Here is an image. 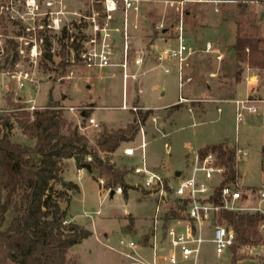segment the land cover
<instances>
[{
	"label": "rangeland",
	"instance_id": "rangeland-1",
	"mask_svg": "<svg viewBox=\"0 0 264 264\" xmlns=\"http://www.w3.org/2000/svg\"><path fill=\"white\" fill-rule=\"evenodd\" d=\"M97 2L101 4V0ZM238 3L244 4L238 5ZM93 4V0H0L1 111L10 112L11 102L27 106L29 103L26 100L34 99L35 105L40 108H44L49 102H54L69 120L85 127L80 112L88 110L99 126L79 129V132L88 137L91 145L95 142V134L103 126L124 128L128 123H132L135 131L132 135L128 134L127 141L122 142L113 153H100L103 158H109L116 166L125 169L127 172L124 180L131 184L140 181L132 170L130 172V168L141 162V151L137 150V156L132 160L123 155L122 148L128 144L136 146L142 132L146 141L147 163L157 168L163 175L171 177L172 183H176L177 179L169 174H174V169L187 171V161L189 162L192 154L200 146L221 142L225 140L224 136L229 138L228 144H232L235 136L233 102L220 100L215 103L221 107L219 112L213 102L203 99L247 97L254 99L258 107L264 106L260 101L264 100V5L261 0L188 2V7L183 8V24L187 19L190 34L188 43L196 50L189 59L188 69L194 73L193 68L196 66V73L203 71L205 74L209 71H217L214 77L208 76L212 87L207 88V80L200 76L197 83L192 81L187 84L190 91L186 90V86L184 91L180 92L177 74L172 70L164 72L161 67L149 64L148 58L144 56L143 62L148 65L144 68L145 74L141 82L130 84L127 88V98H123L122 93L121 67H104L97 72H88L81 68L77 59L75 60L73 50H69L68 46L60 49L61 43L66 42V39L63 40L61 37L63 28H66L68 34L82 45L94 34L93 22L89 17L93 11L99 12L96 22L104 23L101 18V8L97 9ZM150 9L147 7L145 11L150 12ZM155 9L151 20L156 24L161 15L160 20L164 17V25L169 27L170 34L174 32V25L179 22V14L175 9L171 8L168 10L170 12L163 7H155ZM187 9H190L188 18L185 14ZM87 16L89 19L86 18ZM109 24L116 25L112 22ZM152 28L151 33L148 31V38L160 34L159 28L155 29L156 26ZM238 32L252 34L261 40V51L254 53L251 64H238L236 59L231 57L232 55L226 54L218 64L215 59L201 52L200 47H203L206 41L217 39L225 42L221 49L229 51L226 43L233 41L234 34ZM110 35L116 51L114 59H117L121 56L122 50L121 32L111 30ZM43 37L51 39L52 61L43 56ZM130 40H132L131 36ZM10 41L17 44L18 54L14 56L12 48L10 50L12 53L7 56L5 53L1 55ZM134 43L130 44V57L135 55V50L142 53L140 51L142 47L133 46ZM32 44L36 46V52L33 51ZM62 52L66 53L68 58L65 64L59 63L63 56ZM173 63V61H165L164 65L172 67ZM19 71H28L33 79L32 82H25L20 89L17 88L15 80V75ZM179 95L186 100L171 106L178 100ZM122 102L127 106H138L141 111L146 110L145 106L157 108L149 109V113L143 119L140 117L133 119L131 107L120 108ZM69 106H74L75 109L72 111L68 109ZM260 109L262 113L259 117L264 118V108ZM239 131L242 141L243 137L247 136L248 143L243 145L248 153L243 161L238 184L243 188L246 186L252 194L249 200L241 204L254 206L258 203V199L253 194L260 182L259 147L264 140V126L260 123L251 124L245 119L240 123ZM10 137L21 144L30 146L34 144V140L23 134L15 122ZM65 160L63 178L65 176L66 179L78 181L82 194L72 193L74 196L69 202L60 198L59 204L66 208L71 201L67 216L74 215L78 223H82L92 231L91 235L68 249V258L74 259L78 264H135L132 263L131 258L120 252V250L130 252L131 248L120 245L118 241L121 237L136 240L145 232L150 225L154 198L139 185L127 190V198H124L122 193L103 198L93 176L87 171L76 174V167L69 165ZM54 188L61 190L62 186L57 182ZM260 204L264 206V201ZM84 212L89 213V217H86ZM259 230L264 235V227H260ZM238 251L243 257L237 260L236 264H264V243L244 246ZM134 252L144 257L147 256L148 249L140 252L138 248H134ZM231 261L230 251L217 254L210 241L202 244L199 264H231Z\"/></svg>",
	"mask_w": 264,
	"mask_h": 264
},
{
	"label": "trees",
	"instance_id": "trees-1",
	"mask_svg": "<svg viewBox=\"0 0 264 264\" xmlns=\"http://www.w3.org/2000/svg\"><path fill=\"white\" fill-rule=\"evenodd\" d=\"M93 3V7L101 8L97 0ZM61 37L66 42L61 43L60 49L68 46L77 59L82 45L68 34L66 28L62 29ZM260 42L252 34L238 32L233 44L237 63L251 64L254 53L261 51ZM42 44L44 58L52 61L51 39L43 37ZM16 47L17 44L10 41L1 55L5 53L7 56L13 48L16 56ZM62 54L59 63L65 64L68 58L66 53ZM10 104V112L0 110V264H78L68 258L67 251L91 232L75 222L62 223L67 212L61 208L59 199L68 202L72 193L79 192L76 183L63 181V161L74 158L77 168L90 173L96 169L105 187L121 186L126 198L129 184L125 182L124 175L127 171L100 153L114 152L129 139L128 134H134V125L128 123L124 128L103 126L91 145L88 137L79 132L77 124L64 115L58 104L49 102L44 108L31 111L25 109L24 104ZM147 114L148 111L134 110L133 119H143ZM88 116L90 114L85 110L84 117ZM14 122L23 134L34 140L32 146L11 139ZM209 150L216 153L218 163L225 167L220 185L237 183L240 172L234 164V147L227 141H221L206 144L198 152L204 154ZM57 182L61 184V190L54 188ZM220 221L230 225L235 232L229 248L231 264H236L243 257L238 251L241 247L264 243V235L259 230L264 213L223 210ZM147 238L145 234L141 242L147 243Z\"/></svg>",
	"mask_w": 264,
	"mask_h": 264
},
{
	"label": "built area",
	"instance_id": "built-area-1",
	"mask_svg": "<svg viewBox=\"0 0 264 264\" xmlns=\"http://www.w3.org/2000/svg\"><path fill=\"white\" fill-rule=\"evenodd\" d=\"M140 2L141 0H101V18L104 23L99 24L96 22L99 16L98 11H93L92 15L89 16L93 22L94 34L83 42L79 51L77 60L81 67L87 70H96L103 67L119 66L121 67L124 85H126L128 79L143 74L142 70L133 72L130 70L131 62L139 67L143 64L144 59V55L140 52H136L133 57H130L129 28L132 23L129 13H138ZM168 3L175 5L179 14V22L176 25V45L158 48L155 59L157 63L166 59L176 61L181 86L184 81L190 80V76L185 75L183 69L193 50L186 45L183 35V2L169 1ZM118 12L122 17L121 27L111 28L109 23L115 20ZM111 30L121 32L122 50L118 61L114 59L116 51L114 44L110 41ZM31 47L36 52V46L32 44ZM15 80L18 89L22 88L25 82L33 81L28 71H19L15 75ZM182 100L185 101L186 99ZM260 101L264 103V100ZM29 102V105L24 106L25 109L31 111L39 108L35 105L34 100H29ZM254 102V99L247 97L233 100L236 128L243 121L244 111L252 114L262 113V110ZM121 108H126L125 104H122ZM68 109L73 111L75 107L69 106ZM83 118L86 126L83 127L80 123H77L78 129L98 128L99 124L93 116H81V119ZM235 142L234 159L235 165L239 166L240 160L247 155V151L239 146L237 136ZM145 147L146 142L141 139L136 146L128 144L122 149L123 155L129 157L135 156L137 150L141 151V162L131 170L133 174L140 178L137 184L145 189L155 201L154 214L151 220V233L147 244L150 257L145 259L128 253L127 256L133 260L132 263L199 264L201 246L204 242L210 241L213 244L214 252L217 254L225 252L233 244L234 229L220 221L223 210L264 213V206L260 204L261 201H264V143H262L261 150L260 182L253 194L258 199V203L254 206L241 204L249 196L244 195L238 183L220 185L225 174V167L218 163L217 155L214 152L194 154L187 171H180L177 176H174L177 179L176 183H172L171 179L166 178L162 172L147 165ZM82 170L83 168H77L78 174ZM97 180L100 185L99 191L103 196H108L111 190H114V193L122 192L121 186L105 187L102 178ZM73 222V217L65 218L62 221L63 224ZM260 226H264V221L260 223ZM118 242L120 245L128 246L131 249L136 245L133 240L125 238H120Z\"/></svg>",
	"mask_w": 264,
	"mask_h": 264
},
{
	"label": "crops",
	"instance_id": "crops-1",
	"mask_svg": "<svg viewBox=\"0 0 264 264\" xmlns=\"http://www.w3.org/2000/svg\"><path fill=\"white\" fill-rule=\"evenodd\" d=\"M163 2H161V0H141V2H140V10H139V12L138 13H135V12H130L129 14H130V21H131V25H130V28H129V35L131 36V39L132 40H130V44L133 42H135L134 43V45L133 46H138V47H142V48H140L141 50V52H142V54L145 56V58H148V62H149V64H154V66H157L158 68H162L163 69V71L164 72H170L171 70L172 71H174V73L175 74H177V80H178V89H179V91L180 92H183L184 91V89L186 88V86H187V84L188 83H190V82H192V81H194V83H197V81L200 79V76H203L204 77V79L205 80H207V84H206V87L208 88L209 86L210 87H212V85L210 84V80L211 79H209L208 78V76L209 77H214L215 75H216V73H217V71H209L208 72V74H205L203 71H200V73L198 72V73H196V66H195V68H193L194 69V73H192V72H190V70L188 69L189 68V59H190V57H192V55H194L195 53H196V50L193 48L194 46L193 45H191L190 43H188V41H189V38H190V34H189V27H188V23L186 22V20L187 19H185V24H183V29H184V26H185V29L183 30V35H184V39H185V43H186V45L188 46V47H190L192 50H193V52H192V54L188 57V60H187V64L184 66V74L185 75H188V76H190V80H187V81H184V83L180 86V84H179V78H178V72H177V63H176V61L175 60H172V59H166V60H164V61H162V62H160V63H157V60L155 59V53H156V51L158 50V48H161V47H163V46H175L176 45V40H175V36H176V34H177V29H176V25H174V32H172L171 34H170V32H169V27L168 26H165L164 25V17L160 20V17H161V15H160V17H158V22L155 24L154 22H153V20H151V17H153L154 15V12L156 11V9H155V7L157 8V7H163V9H167V11L168 10H170L171 8H174L175 9V11L178 13V11L176 10V8H175V5H170L168 2L169 1H174V2H176V1H182L183 2V8L186 6V7H188L187 6V4H188V2H190V1H192V0H162ZM168 1V2H167ZM262 3V2H261ZM241 4H244V3H238V5H241ZM169 5V6H168ZM262 5H264V3H262ZM147 7H150L151 9H150V12H147V11H145L146 9H147ZM165 7V8H164ZM170 7V8H169ZM253 11V10H252ZM168 12H170V11H168ZM185 14H186V18H188V16H189V14H190V9H187V11L185 12ZM122 17H121V14L118 12L117 14H116V16H115V20L112 22L116 27L118 26V27H120V25H121V21H122V19H121ZM117 20V21H116ZM160 20V21H159ZM153 23H154V25H153ZM187 23V24H186ZM112 24V25H113ZM136 25L135 27L133 26V25ZM115 26H111V28L112 27H115ZM155 26L157 27V28H155ZM152 27H154L155 29H158L159 28V30H160V34L159 35H157V36H153V37H150V38H148V34H149V32L148 31H150V33H151V31H152ZM115 31V30H114ZM119 32V31H118ZM236 34L237 33H235L234 34V39H233V41H231L230 43H226L227 45H228V50L229 51H224V50H222L221 48H222V46L224 45V43L225 42H222V41H220L219 39H217V40H214V41H206L205 43H204V46L203 47H200V45H198L200 48H201V52L203 53V54H205V55H207V56H210L212 59H215V61L219 64L221 61H222V59L224 58V55L226 54V55H229V56H231V57H234L235 58V51H234V49H233V44H234V42H235V38H236ZM148 35V36H147ZM147 38V39H146ZM111 41V40H110ZM112 43H113V41H111ZM136 42H137V44H136ZM261 43V42H260ZM114 44V43H113ZM132 45V44H131ZM140 45V46H139ZM115 47V46H114ZM143 48L145 49V50H143ZM224 48V47H223ZM81 49V48H80ZM259 49L261 50V48H260V46H259ZM135 52H138V50H135ZM260 52V51H259ZM149 55L151 56V57H149ZM115 57V56H114ZM75 58V57H74ZM75 60H76V58H75ZM116 61H118V60H120V57L119 58H117V59H115ZM165 61H168V62H170V61H173L174 63H173V66L171 67H167L166 65H164L165 64ZM131 62V61H130ZM146 66H148L145 62H143V64L141 65V66H139V67H137V66H135L132 62L130 63V70L133 72V71H139V70H142L143 71V74H145V70H144V68L146 67ZM109 67H112V66H109ZM81 68H83V67H81ZM104 68V67H103ZM84 70H86V71H88V72H97V71H99L100 69H96V70H87V69H85V68H83ZM102 69V68H101ZM167 69V70H166ZM191 70H192V68H191ZM143 74H140L138 77H136V78H130V79H128L127 81H126V85H124V83H123V79H122V93H123V98L125 97V98H127V88H129V86H130V84L131 85H133V83H135V82H141V80H142V78H143ZM206 77V78H205ZM191 86V85H190ZM187 91H190V89L188 90V86H187V89H186ZM237 98H241V97H237ZM237 98H214V97H211V98H208V99H203V101H208V102H213L214 103V105H215V108L217 109V111H221V107L220 106H218V105H216L215 103H217L218 101H220V100H226V101H228V102H233V100L234 99H237ZM182 99H186L185 97H183V96H180L179 95V98H178V100L175 102L176 104L177 103H179V102H181V101H184V100H182ZM31 100H34V99H30V101ZM29 104H30V102H29V100H26ZM127 103V102H126ZM175 103L173 104V105H175ZM122 104H125V103H123L122 102ZM122 104H121V106H122ZM234 104V103H233ZM262 104H264V103H262ZM173 105H171V106H173ZM26 106V105H25ZM37 106V105H36ZM121 106H120V108H121ZM125 106H126V108H121V109H127V108H129V107H131V109H132V112L134 111V110H140V109H138L137 107L138 106H132V105H130V106H127V104H125ZM39 108H40V106H38ZM132 107H135L134 109L132 108ZM144 107V106H143ZM234 107V110H233V112H234V122H235V106H233ZM259 107H260V105H259ZM151 108H157V107H151V106H145L144 107V109H146V110H143V111H148V113H149V109H151ZM260 108H264V106H262V107H260ZM38 109V108H37ZM80 114H81V116H84L85 115V112L84 111H81L80 112ZM91 116H92V114H90ZM260 115L259 114H252V113H250V112H248V111H244V118H243V121L245 120V119H247L251 124H256V123H260L262 126H264V118H261V117H259ZM94 117V116H93ZM95 118V117H94ZM84 121H85V119H84ZM242 121V122H243ZM240 125V124H239ZM237 130H238V133H237ZM239 126L236 128V124H235V136H234V139L232 140V144H230V145H232L233 147H234V152H235V148H236V142H235V139H236V136H237V138H238V144H239V146H241V147H243L244 148V143H248V139L246 138L247 136L245 135L243 138H244V140L242 141L241 140V137H239ZM141 139H144L145 140V136H144V133L142 132V136H141V138H140V141H141ZM224 139L225 140H223V141H227V139H229L228 137H225L224 136ZM140 141H139V143H140ZM250 141V140H249ZM146 142V141H145ZM138 143V144H139ZM213 143H215V142H213ZM262 143H264V140H262ZM262 143L260 144V147H259V149H260V159H259V161H260V170H259V172L261 173V150H262ZM167 144V143H166ZM209 144V143H208ZM206 145V144H205ZM204 146V145H203ZM203 146H200L199 148H201V147H203ZM168 147V146H167ZM198 148V149H199ZM123 149V148H122ZM198 149H197V151H195L194 152V154H196V153H198L199 154V152H198ZM245 149V148H244ZM116 151V150H115ZM209 151H211V150H209ZM208 152V151H207ZM213 152V151H212ZM113 153V152H112ZM137 153V152H136ZM206 153V152H205ZM248 153V152H247ZM194 154H192V156L190 157V159H189V162L187 161V164H188V166H189V163H190V161H191V158L193 157V155ZM216 154V153H215ZM235 155V154H234ZM125 156V155H124ZM135 156H137V154H135ZM135 156H133V157H129V156H126V157H128V158H130V159H132V160H134L135 159ZM90 157H88L87 159H89ZM245 160V156L240 160V165L239 166H236V167H238L239 168V172H240V176H241V172H242V170H243V161ZM65 161H68L67 163H69V165H72L73 167L75 166L76 167V165H75V161H74V158H68V159H66ZM112 162V161H111ZM146 163H147V160H146ZM234 164H235V159H234ZM147 165L150 167V168H152V169H155V170H157V171H159L157 168H154V167H152V166H150V164L149 163H147ZM75 169H77V167L75 168ZM176 169H179V168H176ZM85 171H87L86 169H84L83 168V170L81 171V173H79V174H82L83 172H85ZM96 169H94L91 173L90 172H88L87 171V173H89L91 176H93V178L96 180V182L98 183V178H101V177H99L98 176V173H96ZM174 171V174L176 175V171H178L179 173H180V171L181 170H176L175 171V169L173 170ZM131 172V171H130ZM76 174H78V172L76 171ZM78 174V175H79ZM174 174H169V175H174ZM63 175H64V172L62 173V178H63ZM81 176V175H80ZM177 176V175H176ZM174 177V176H173ZM65 178V179H64ZM64 178H63V181H72V182H74V183H76L77 185H78V187H79V192L77 193V194H79V195H81L82 194V189H81V185L79 184V182L78 181H74V180H70V179H66V177L64 176ZM79 178V177H78ZM168 178H171V177H168ZM103 179V178H102ZM239 179V178H238ZM237 183H238V180H237ZM98 185H99V183H98ZM139 184H137V183H131V184H129V187L127 188V190H129V189H131V188H133V186H135V187H137ZM140 186V185H139ZM99 187H100V185H99ZM99 187H98V190H99ZM141 187V186H140ZM245 188H243V187H241V189H242V192L246 195H248L249 197V199H250V197L252 196V194L246 189V186H244ZM143 189V188H142ZM244 189V190H243ZM143 190H145V189H143ZM146 191V190H145ZM147 192V191H146ZM122 193V195H123V192H121ZM120 193V194H121ZM148 193V192H147ZM100 194H101V191H100ZM113 194H115V193H113ZM149 194V193H148ZM73 196H74V194H72L71 195V197H70V200H72V198H73ZM101 196L104 198V197H107V196H103L102 194H101ZM109 196H110V194H109ZM110 197H112V196H110ZM127 198V197H126ZM248 199V200H249ZM246 201V200H245ZM244 201V202H245ZM69 202V201H68ZM70 204H71V201H70V203H69V205H68V207L66 206V208L65 207H63V206H61V208H65L66 209V212L68 213V210H69V208H70ZM154 207H155V201H154ZM97 212H99L98 210H97ZM96 212V213H97ZM67 213H66V218L67 219H69V218H71V217H73L74 218V222L75 223H78L76 220H75V216L74 215H70V216H67ZM153 214H154V208H153V212H152V215H151V217H150V225H148L147 226V229H145V232L143 233V234H141L140 236H139V238L138 239H136V240H134V239H128V240H133L135 243H136V245L130 250V252H125L124 250H120V252L124 255V256H126V257H128L127 256V254L128 253H132V255H134V256H138V257H142V258H145V259H148L149 257H150V251H149V248H148V246H147V244H148V240H149V237H150V233H151V220H152V216H153ZM84 215L86 216V217H89V213H87V212H84ZM78 224H80V225H83L82 223H78ZM84 226V225H83ZM85 227V226H84ZM262 228V227H264V226H260V224H259V228ZM86 228V227H85ZM86 229H88V228H86ZM90 232H91V234H92V231L90 230V229H88ZM90 234V235H91ZM105 234V236H106V233H104ZM148 235V238H147V243H143V242H141V240H142V238L144 237V235ZM121 238H125V237H121ZM126 239V238H125ZM107 240H109V239H107ZM137 241H138V243H137ZM134 248H138L139 249V251L141 252H145V250H147L148 249V254H147V256H141V254H139V253H135L134 252ZM226 251H229V249L228 250H226Z\"/></svg>",
	"mask_w": 264,
	"mask_h": 264
},
{
	"label": "water",
	"instance_id": "water-1",
	"mask_svg": "<svg viewBox=\"0 0 264 264\" xmlns=\"http://www.w3.org/2000/svg\"><path fill=\"white\" fill-rule=\"evenodd\" d=\"M52 98H51V96H50V100H51ZM179 174V172L178 171H176V175H178ZM113 193H114V190H111V192H110V196H112L113 195Z\"/></svg>",
	"mask_w": 264,
	"mask_h": 264
}]
</instances>
